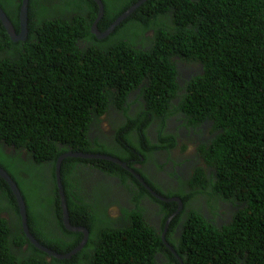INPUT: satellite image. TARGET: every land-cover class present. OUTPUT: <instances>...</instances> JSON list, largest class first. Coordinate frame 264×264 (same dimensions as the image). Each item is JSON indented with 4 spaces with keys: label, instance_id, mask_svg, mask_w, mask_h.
I'll list each match as a JSON object with an SVG mask.
<instances>
[{
    "label": "trees",
    "instance_id": "obj_1",
    "mask_svg": "<svg viewBox=\"0 0 264 264\" xmlns=\"http://www.w3.org/2000/svg\"><path fill=\"white\" fill-rule=\"evenodd\" d=\"M21 1L0 0L17 34ZM139 1L101 0L98 30ZM97 15L92 0H29L24 41H12L0 22V167L23 197L31 234L58 254L83 238L63 225L55 183V164L68 151L125 162L158 194L179 197L183 209L163 241L176 203L154 199L117 164L66 158L60 175L70 224L89 237L70 260H58L29 242L0 177V264H264V0H147L102 40L90 32ZM181 60L198 63L200 73L179 82ZM171 117L188 135H200L203 124L214 135L196 147L185 184L163 194L138 166L156 165L164 154L158 168L165 171L174 149L187 150L179 132L167 129ZM85 167L119 179L134 208L121 205L106 181L114 198L104 204L94 179L83 186ZM30 189L49 190L48 228L30 210ZM144 197L157 212L140 205Z\"/></svg>",
    "mask_w": 264,
    "mask_h": 264
},
{
    "label": "water",
    "instance_id": "obj_2",
    "mask_svg": "<svg viewBox=\"0 0 264 264\" xmlns=\"http://www.w3.org/2000/svg\"><path fill=\"white\" fill-rule=\"evenodd\" d=\"M28 1L29 0H22L21 1V7L19 10V16H18L19 17V23H20L19 24L20 30H19L18 34H16L12 24L10 23V21L6 17L3 10L0 8V22L4 26V29L7 33V35L9 36V38L12 41H24L27 38V34H28V23H27V20H28ZM92 1H94L98 6V15H97L94 23L91 26L90 32L92 35H94L96 37V39L102 40V39L108 37L124 19H126L131 13H133L134 10H136L140 5L145 3L147 0H140L138 3L134 4L125 13H123L118 19H116L104 32H100L97 28V24L100 21V19L103 17V14H104L103 4H102L101 0H92ZM70 157L71 158H80V159L106 160V161L112 162L114 164H117L120 167H122L123 169L130 172L142 184V186L144 188H146L148 191L151 192V194L155 198H157L161 201H164V202L173 201V202L178 203L177 210L168 218V220L165 224V228H164V231L162 233V240L165 241V234L167 231L168 224L180 212V210L183 207L182 202L179 198H172V199L168 200L166 198H163V197L157 195L153 190H151V188L145 183V181L141 178V176L139 174H137L133 169L129 168L125 162H122L121 160H119L117 158H114V157H111L108 155H103V154H87V153H82V152L68 151L67 153L62 154L58 158V160L55 164V183H56V187L58 189L60 205L62 208L63 225L70 232L82 233L83 239L77 247H75L73 250H71L70 252L65 253V254H58V253L50 250L49 248L40 244L34 238V236L31 234L29 227L27 225L26 206H25L23 197H22L17 185L12 180V178L7 174V172L4 169H2L0 167V177L8 184L11 192L13 193V195L16 199V202H17V205L19 208L20 217H21L22 229H23L27 239L29 240V242L33 246H35L38 250L44 252L48 257H52V258H55L58 260H65V259L70 260L74 255H76L78 252H80L88 242L89 233H88L87 229H85L83 227H79V226L75 227V226H72L70 224V218H69L68 208H67V204H66V200H65L64 189H63L62 183H61V175H60L61 163L64 159L70 158ZM166 245L171 249V247L168 244H166ZM173 253L175 254L174 251H173ZM179 261L181 263V260H179Z\"/></svg>",
    "mask_w": 264,
    "mask_h": 264
},
{
    "label": "flooded vegetation",
    "instance_id": "obj_3",
    "mask_svg": "<svg viewBox=\"0 0 264 264\" xmlns=\"http://www.w3.org/2000/svg\"><path fill=\"white\" fill-rule=\"evenodd\" d=\"M194 67L195 66H193V65H191L190 67H185L183 69V72L180 73L181 76L183 78L186 77V79H188V76H190V74H192L194 72V71H192V69ZM167 123H168L167 129L169 127V130L173 129L175 131H178L180 136L178 137L177 140L180 141V140L184 139L186 142V145H196V147H197L200 142H205L207 138H210V137L212 138L214 135V134L210 133L208 125L203 124L202 126H200L198 128L201 131L200 135L196 132H193V131H190V134L188 135L187 134L188 131L186 130V128L180 126L182 123L181 121H179V123H178L179 127H177L178 125L175 124L173 117L169 118ZM198 129H197V131H198ZM193 133H195V134H193ZM189 139L191 140L190 143H189ZM192 152L187 153V155L185 152L184 155H185V158L187 156V159H186L187 161L180 162V160L177 161V159L180 157V153H179V151H176V149H174V152L172 153V155H173L172 157L175 159L174 163L169 162V163H166L164 165L165 167L169 168L170 173H173V172L176 173L172 176H168L164 171H161L158 168L160 165H162L164 163V160L166 158V155H164V154L156 155V157H155L156 160H154L156 165H154V163L151 161L150 163H146L143 166H138V167L146 175V177L148 178L149 181L156 184L160 188V190L163 194H167V193H170L168 191L169 189H178L179 186H181V185L183 186L185 184L184 183L185 179H189L187 177L190 176V173H191L190 169L197 162V161H194L197 158L196 150H194ZM193 154H195V155H193ZM160 156L163 158V160L161 159ZM194 156H195V158H194ZM22 158L24 159V157H22ZM199 160L201 161L200 158H199ZM165 167H163L164 170H165ZM84 170L85 171L82 172V173H84L82 182H83V186L86 187L87 189H89L90 185H88V183L90 182L91 178L94 179L95 182H97L98 180H101V182L106 181L109 184V186L112 187L111 189H117L116 196L118 195V192L120 191V189H125V186L123 184H121L117 178H110L107 176H106L107 178H104V177L98 176L99 174H97V172H99V171L88 169L87 167H85ZM22 175L26 179L28 178V176L25 172H23ZM185 189H188V188L185 187ZM165 198L169 199L167 197H165ZM170 198H172V197H170ZM142 200H143L142 202L145 203L147 205V207L150 208V210H152V205H155V204L150 202V200L147 197H144ZM117 201L120 202V197L118 198ZM125 203L127 204L128 207L134 208V204L130 201H127V199H126ZM155 207L156 208L154 210L157 211V208H158L157 205H155ZM114 209H116V207H113V208L109 207L108 213H111L112 210H114ZM1 216L4 217L5 219L9 218L6 211L1 212Z\"/></svg>",
    "mask_w": 264,
    "mask_h": 264
},
{
    "label": "rangeland",
    "instance_id": "obj_4",
    "mask_svg": "<svg viewBox=\"0 0 264 264\" xmlns=\"http://www.w3.org/2000/svg\"><path fill=\"white\" fill-rule=\"evenodd\" d=\"M184 65L185 64H180V63L177 64V68H178L179 73L183 72ZM187 65H189V64H187ZM194 66L196 67L197 71L195 73L190 74V76H188V77H193V76L197 75L198 73H200L201 70H200L199 66L198 65H194ZM185 78L186 77L183 78L182 76H180V82H182ZM177 127H179V126H177ZM101 128H102V131H106L109 133V132H111L112 126H111L110 122H108L107 124L102 123ZM193 134H195V133H193ZM190 142H191V140L189 139V143ZM194 150H196V145H187V150L185 151L186 155H187V153H189V152L191 153ZM185 152H179L180 157L177 159V161H179V160H180V162L187 161L186 160L187 156L185 158V155H184ZM193 155H195V154H193ZM161 159L163 160L162 157H161ZM164 162H165V160H164ZM168 171H169V168L165 167L164 172L167 173V175H168ZM43 180H44L45 185H48L49 181H51V178L49 177L48 172L45 173V177L43 178ZM95 187H96V189H94V191L98 192L99 199L100 198L104 199V204H108V202L113 200L114 197H113L112 192L109 190L110 188L107 185L103 184L101 182V180H98L97 182H95ZM30 190H31V192L26 193L25 196H26V199L28 201V204L30 205L31 212H33V215L40 221V224L44 225V228L50 227V225L53 221V214H52L51 200H50V197L48 195L49 190L48 189H30ZM124 198H126V195ZM200 202L201 201L193 202L195 208H198V207L200 208ZM103 207H105V205L101 204V209ZM111 213H112V215H116V214L118 215V213H116L115 211H113ZM155 224L158 225V222L155 221Z\"/></svg>",
    "mask_w": 264,
    "mask_h": 264
},
{
    "label": "clouds",
    "instance_id": "obj_5",
    "mask_svg": "<svg viewBox=\"0 0 264 264\" xmlns=\"http://www.w3.org/2000/svg\"><path fill=\"white\" fill-rule=\"evenodd\" d=\"M0 8H1V7H0ZM1 9H2V8H1ZM3 12H4V11H3ZM5 15H6V14H5ZM6 17H7V16H6ZM8 20H9V19H8ZM10 23H11V22H10ZM12 26H13V25H12ZM13 28H14V27H13ZM14 30H15V29H14ZM16 34H17V33H16ZM8 37H9V36H8ZM25 40H26V39H25ZM177 59H178V58H177ZM181 61H182V62H179V63H180V64H185V65H184V68H185V67H190L191 65H193V66H194V65H198V66L200 67V65H199L198 63L196 64V63H188V62H185V61H183V60H181ZM187 64H189V65H187ZM184 68H183V69H184ZM195 70H196V67H194V68L192 69V71H194V72H195ZM177 71H178V68H177ZM194 72H193V73H194ZM180 73H181V72H180ZM180 73H179V71H178L179 78H180V76H181ZM189 78H191V77H188V79H189ZM185 79H186V78H185ZM188 79H187V80H188ZM179 82H180V79H179ZM140 101H142V100H140ZM103 123L107 124L108 122H103ZM98 124H100V123H98ZM98 124L95 123V121H94V122L92 123V127H93V128H96V127L98 126ZM101 126H102V124H101ZM101 126H100V127H101ZM135 167H136V166H135ZM134 171H135V170H134ZM135 172H136V171H135ZM129 173H130V172H129ZM136 173H137V172H136ZM130 174H131V173H130ZM137 174H138V173H137ZM141 178H142V177H141ZM118 180H119V179H118ZM143 180H144V179H143ZM137 181H138V180H137ZM145 183H146V182H145ZM146 184H147V183H146ZM141 185H142V184H141ZM157 187H158V186H157ZM150 188H151V187H150ZM159 189H160V188H159ZM145 190H146V191H147V192H148V193H149L154 199H156V200H158V201H161V200L155 198V197L151 194V192L148 191L146 188H145ZM151 190H153V189L151 188ZM153 191H154L157 195H159V196L165 198L164 196L158 194L155 190H153ZM153 191H152V192H153ZM118 193L121 195V196H119V197H120V202H119V203H120L121 205H125V204H126L125 202H126V199H127V198H130V199H131V193L128 192L127 190L120 189V191H119ZM125 195H126V198H124ZM172 198H179V197H172ZM172 198H169V199H172ZM148 199H149V198H148ZM169 199H168V200H169ZM179 199H180V198H179ZM149 200H150V202H151V199H149ZM180 200H181V199H180ZM142 201H143V200H142ZM142 201H141L140 205H141V206H144V207H147V205H146L145 203H143ZM161 202H164V201H161ZM181 202H182V201H181ZM165 203H176V202L170 201V202H165ZM153 204H155V203H153ZM176 204L178 205V203H176ZM155 205H157V204H155ZM155 205H152V211H155V210H153V209L156 208ZM182 205H183V203H182ZM157 207H158V205H157ZM112 208H113V207H112ZM177 208H178V206H177ZM182 209H183V207H182ZM182 209H181V210H182ZM176 210H177V209H176ZM176 210H175V211H176ZM181 210H180V211H181ZM113 211H115V212L118 213V215H119V209H118L117 207H116V209L112 210V212H113ZM175 211H174V212H175ZM155 212H157V211H155ZM174 212H173V213H174ZM173 213H172V214H173ZM179 213H180V212H179ZM179 213H178V214H179ZM109 214H110L112 217L118 216L117 214H116V215H112V213H109ZM172 214H171V215H172ZM178 214H177V215H178ZM171 215H170V216H171ZM177 215H176V216H177ZM170 216H169V217H170ZM176 216H175V217H176ZM169 217H168V218H169ZM175 217H174V218H175ZM167 220H168V219H167ZM154 221L158 222V224H159V223H160V219H159V217L156 216V217L154 218ZM217 221H219V220H217ZM166 222H167V221H166ZM170 222H171V221H170ZM168 225H169V224H168ZM83 228H84V227H83ZM85 229H86V228H85ZM87 231H88V230H87ZM81 234H82V233H81ZM82 235H83V234H82ZM82 239H83V238H82ZM179 260H181V259L178 258V261H179ZM179 262H180V261H179ZM164 264H167V261H166V260H164ZM181 264H182V261H181Z\"/></svg>",
    "mask_w": 264,
    "mask_h": 264
}]
</instances>
